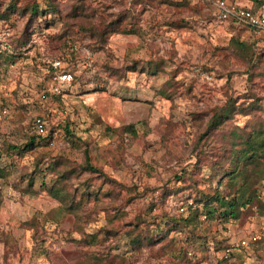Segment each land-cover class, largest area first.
I'll return each instance as SVG.
<instances>
[{
	"label": "rangeland",
	"instance_id": "rangeland-1",
	"mask_svg": "<svg viewBox=\"0 0 264 264\" xmlns=\"http://www.w3.org/2000/svg\"><path fill=\"white\" fill-rule=\"evenodd\" d=\"M51 1L57 11L34 23L24 9L35 0H0V16L7 18L0 30L14 34L0 40L7 52L0 58V107L9 111L0 120L6 144L0 151V264H264V243L237 247L224 263V252L215 248L224 239L238 244L254 230L264 232L258 202L226 224L201 215L203 227L194 233L172 227L164 214L182 218L196 208L192 183L178 178L233 131L226 127L200 140L212 110L232 99L251 104L260 98L264 120V33L214 23V0H85V15L67 20L73 28L65 20L77 0ZM250 1L264 7V0ZM114 19L120 32L100 39ZM102 24L95 37L79 28ZM58 71L74 80L46 100L42 92ZM37 116L47 121L44 137L33 130ZM256 120L238 116L237 124L249 121L251 131ZM86 151L98 173L81 169ZM198 163L202 173L195 178L213 193L225 173L213 179L211 163ZM77 167L61 180L74 193L64 210L49 190L60 172ZM84 192L89 195L81 198ZM259 195L264 202V185ZM139 215L156 242L137 251L125 232ZM204 236L209 251L202 249ZM189 243L194 257L184 254Z\"/></svg>",
	"mask_w": 264,
	"mask_h": 264
},
{
	"label": "trees",
	"instance_id": "trees-1",
	"mask_svg": "<svg viewBox=\"0 0 264 264\" xmlns=\"http://www.w3.org/2000/svg\"><path fill=\"white\" fill-rule=\"evenodd\" d=\"M85 0H77L76 5L74 6L73 12L66 16V20L64 17L65 23L69 26V28L75 27V24H68L67 20L80 18L85 15L87 8L85 6ZM42 5L45 7L43 9ZM13 6H11L12 9ZM57 6L55 1L51 0H35V3L32 5L30 9L25 8L24 13L26 11L31 12V21L34 22L40 14H46L45 11L53 10L57 11ZM16 8L12 10L15 11ZM4 19L6 15L3 16ZM0 16V19H3ZM35 23V22H34ZM120 23L119 19L112 20L107 24V33H103L100 36L102 39L105 35H111L112 33H117L119 30L118 24ZM78 26V24H77ZM105 25L89 26L87 27H79L83 31V33L87 34L89 37H95L100 35L101 29ZM244 29L249 30L250 32H257L254 29H250L249 27H245ZM127 30V29H126ZM132 31H126L127 33ZM264 33V32H262ZM14 34L9 38V40L13 39ZM243 47V44H240ZM7 52H4L0 49V58L6 55ZM55 71V68H52ZM260 98H256L255 101L251 104L243 101L240 102L238 99H232L229 103H227L223 107L215 108L212 110V114L207 122V124L203 125V133L200 137V140L204 138H209L215 132H223L226 127L232 126L233 131L230 132V137L227 138L226 144L222 145L218 151L209 150L201 151L200 154L196 157L197 162L192 163L190 165L185 166L182 170L181 176L178 178L183 182H191L193 185L192 197L195 201L196 208L188 211V215L176 216L171 215V213L165 212V216L168 218V223H172V227L184 226L185 228L190 229L192 233L199 230V227H203V223L200 220V216H207L208 221H222L225 224L228 222L236 221L242 215V212L245 208L249 206H255L258 202L260 205L264 206V202L260 199L259 195V187L264 185V120L259 118V112L262 109V105L260 104ZM254 114L255 117L258 118L256 120V126L251 131H247L249 126V121L244 127L239 126L237 124L238 116L248 117ZM34 123V121H33ZM34 130V124H33ZM70 134V131L67 130ZM46 136V135H45ZM44 137V136H38ZM32 144L27 145V149L33 146L35 142V138L32 139ZM6 144H2L0 151L4 148ZM13 149H18L15 146H11ZM9 147V149H12ZM86 163L81 167L82 170L92 171L98 173L96 167L92 166L91 157L89 152H85ZM198 161H206L210 162V167L213 170V179H217V176L220 171H223L225 174L223 178H218L217 187L214 188L213 193L208 190H203L200 188L203 184L202 181L199 180L201 177L202 169ZM79 167V166H78ZM71 168L70 170H65L64 172H60V177L50 188V194L55 196L58 199H61L64 203V210H68L72 206V199L74 198V193L68 191L63 185L64 183L61 180H66L70 175L75 174L77 169L79 168ZM4 170L0 168V175H3ZM215 173V174H214ZM199 177L196 179L195 177ZM201 181V183H200ZM182 190V189H181ZM169 191L167 192V196H169ZM180 191L177 190V193ZM88 192H84L81 198H85L88 196ZM91 195V194H90ZM173 195V194H172ZM203 206V211L200 206ZM149 213L146 214L147 217L152 218V209L148 210ZM264 215V214H263ZM154 219L156 217L154 216ZM137 223L134 225L127 224L128 227H133L130 230L126 231L124 234L126 235L129 242H131L132 247L134 249L140 250L143 246H153L156 240L151 239V234L149 229L151 227L141 218H137ZM154 221L152 222V226L154 225ZM146 227V228H145ZM111 235H116L117 232H109ZM204 236L202 249L205 247L209 251L208 241H205ZM215 248L218 252H224L231 246L229 244L228 239H224L220 242H217ZM262 243H258L260 245ZM249 247H243L242 250H245ZM191 249V244L189 243L187 247L184 249L185 255L188 257H194L195 252ZM115 259H111V264H116L114 262ZM229 259L224 258L221 262H228ZM101 264H104L102 262ZM118 264H127L125 260H121Z\"/></svg>",
	"mask_w": 264,
	"mask_h": 264
},
{
	"label": "built area",
	"instance_id": "built-area-1",
	"mask_svg": "<svg viewBox=\"0 0 264 264\" xmlns=\"http://www.w3.org/2000/svg\"><path fill=\"white\" fill-rule=\"evenodd\" d=\"M215 6L214 12V23L220 24L225 22H231L237 27L245 28L249 27L250 29H254L257 32H264V15L259 13H255L253 10L244 8L239 6L230 0H214ZM12 36V32L10 29H1L0 30V40H6ZM62 62L60 60L55 61L53 66L55 69L61 67ZM73 75L68 71H58L56 72L48 89L43 90V97L48 100L49 95L53 97H57L62 94L63 88L67 85H70L73 82ZM9 111L7 108L1 106L0 107V120L8 117ZM34 132L38 136L47 135V121L42 116H37L34 119ZM2 144L0 141V148ZM193 205V204H191ZM207 216L203 217L205 221ZM258 243H264V232L262 231H252L250 234L240 240L237 245L231 244V246L225 251L224 258L230 259L233 252L236 248L240 247H249L251 245H257Z\"/></svg>",
	"mask_w": 264,
	"mask_h": 264
},
{
	"label": "crops",
	"instance_id": "crops-1",
	"mask_svg": "<svg viewBox=\"0 0 264 264\" xmlns=\"http://www.w3.org/2000/svg\"><path fill=\"white\" fill-rule=\"evenodd\" d=\"M231 2L242 6L244 8L253 10L255 13H259L261 15H264V7L263 8H258L252 1L250 0H230ZM215 8V6H214ZM216 10V9H215ZM263 232V231H262ZM250 234V233H249ZM228 235V234H227ZM240 241V240H239ZM234 243V242H233ZM238 243V242H237ZM232 244V242H231ZM235 245H237L236 243H234ZM256 247V245H251L250 248Z\"/></svg>",
	"mask_w": 264,
	"mask_h": 264
}]
</instances>
